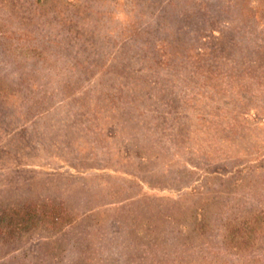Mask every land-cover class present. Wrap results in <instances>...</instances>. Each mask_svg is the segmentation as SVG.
Masks as SVG:
<instances>
[{"label":"rangeland","instance_id":"obj_1","mask_svg":"<svg viewBox=\"0 0 264 264\" xmlns=\"http://www.w3.org/2000/svg\"><path fill=\"white\" fill-rule=\"evenodd\" d=\"M152 1L115 16L110 1L92 0L103 17L95 34L42 29L29 58L0 44V210L52 194L73 215L59 231L25 225L0 234V264H264V222L252 247L222 238L225 224L264 206V121L243 114L264 107V75L225 50L249 30L197 37L203 52L191 55V33L161 22L151 30L162 39L158 55L142 66L127 39L155 27L164 1ZM21 17L0 7V30ZM80 39L92 43L83 50ZM95 174L108 179L91 180L94 192L68 190Z\"/></svg>","mask_w":264,"mask_h":264},{"label":"trees","instance_id":"obj_2","mask_svg":"<svg viewBox=\"0 0 264 264\" xmlns=\"http://www.w3.org/2000/svg\"><path fill=\"white\" fill-rule=\"evenodd\" d=\"M91 1L92 0H0V7H12V9L16 7L22 12L21 18H24V23L17 24L21 26L17 27L16 25L12 26L10 24L7 26L9 27L7 32H4L5 30H0V44L9 45L10 43V47H6L10 55H24V57L29 58L31 56L30 54L33 52V48H35V45L31 44L34 42L32 38L38 40L39 37H42L40 34L42 29L50 32L49 34L67 32L73 33L74 36L79 33L80 35L83 33L85 35H93L95 34L96 24H99V21L102 20L103 17H99L102 11L90 8L89 5ZM102 1H110L112 3V10L108 11V8L105 10L110 13L113 12L114 15L117 12L120 13V11H124L128 7H139L143 9V5L140 4H144L141 0H96V3L100 4ZM162 1H164V8L161 7L155 14V27L148 25L139 32L136 31L137 33L135 36L137 39L135 36L127 39H132V43L140 50V55H138V60L140 62L149 54L150 57H156L158 55L155 49L159 46V42H161L162 39L156 34L151 36V34H153L151 30L154 29L159 32L161 22L164 26L170 24L174 26L177 35L182 34L183 36L185 33H191L188 44V51L191 55H199L203 52V50L194 43L197 37L204 39L211 37L213 34L221 36L223 30L227 31L234 26H241L248 28L249 35H246L244 40L237 39L235 41H230V46L225 50L228 52V55H231L230 59L235 57L236 59H241L242 63H244V67H242L243 70H250L249 68L251 65L256 63L255 67L261 75H264V0H159V3ZM150 2L152 4L155 3V1L152 0H150ZM148 8L152 9V13L156 10V7H149V5ZM107 12L104 11V15H106ZM172 13L173 15H171ZM203 25L207 27V30L205 33L198 35V29H204ZM215 25L219 27V30L213 28ZM26 28L28 29L26 30ZM256 28L259 30L255 31ZM251 31H255V33ZM1 32L4 34L3 36H1ZM173 36L176 37L175 34ZM2 38H4V41ZM87 40L89 41L90 39H80L76 43L84 50L83 44H85ZM150 40L152 43L151 48ZM147 41L149 42L147 43ZM89 42L92 43L91 41ZM125 53L126 52H122V55L125 56L122 57V60L126 59L127 62L128 60ZM148 58L149 57H147V59ZM112 60L116 61L117 58H113ZM94 61L95 58H90L87 60L86 64L95 66ZM139 64L144 66L147 63L142 62ZM112 66L113 62L108 63L104 70L107 72ZM229 70H233L232 67ZM122 72L126 74V72ZM119 73H121V71H119ZM4 77H6V75ZM31 85H33V83L29 82L28 87H31ZM28 87L26 89H28ZM29 97L28 94L27 98ZM32 105V102L28 103L25 110H30ZM244 107H246V105H244ZM252 109L254 108L246 107L243 114L246 115V112H248V114H254V117L251 119H255L257 124L262 125L264 116L260 114L264 115V107H255V110L258 109L257 113L252 112ZM16 116L19 117L20 115L16 114ZM125 153L126 156L129 155L128 150H126ZM85 179H87V182ZM94 179H96V181L103 180V182H105L108 177L95 174L90 178L70 181L67 183L69 186L68 190L70 191L71 189L77 188L78 191L88 195L89 192L95 191V188L93 189V186L89 185V182ZM70 211L71 207L65 203V199L59 200L52 194H48L46 198L39 195L32 200L27 199L20 202L13 201L9 205H6L4 209L0 210V234L4 235L15 229L22 230L25 228V225H46L49 230L59 231L65 225L71 224L73 215L70 214ZM87 211L90 214L96 212L92 208L87 209ZM262 222H264V206L258 209L257 213L251 215L247 221L241 220V222H236L234 219L233 223L230 222L229 224H225V231L223 232L222 238L228 239L226 243L239 249H244L247 246L252 247L251 245L256 242L253 233L256 231L255 228L259 229L262 226Z\"/></svg>","mask_w":264,"mask_h":264}]
</instances>
